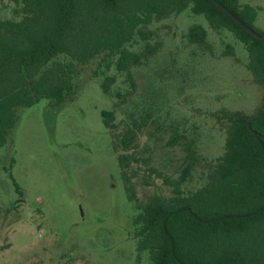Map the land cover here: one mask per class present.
<instances>
[{
	"label": "rangeland",
	"instance_id": "1",
	"mask_svg": "<svg viewBox=\"0 0 264 264\" xmlns=\"http://www.w3.org/2000/svg\"><path fill=\"white\" fill-rule=\"evenodd\" d=\"M239 2L257 9L254 27L264 31V0ZM0 7L3 18H15L10 0H0ZM193 24L208 31L209 47L189 43ZM149 29L162 46L148 63L132 68L136 90L119 105L101 82L115 75L114 93L129 85L114 66L104 73L102 55L80 66L75 94L65 104L44 99L20 111L0 148V264H137L139 256L147 263L148 254L137 249V203L172 195L158 173L149 177L150 169L180 177L186 152L167 145L172 134L177 129L196 144L199 161L183 187L191 193L206 183L208 165L225 153L223 114L257 113L264 90L231 33L211 29L190 11ZM230 45L235 53L225 55ZM104 111H115L112 131L103 123ZM135 121L143 127L129 152L138 163L123 170L119 134ZM127 185L136 202L129 200Z\"/></svg>",
	"mask_w": 264,
	"mask_h": 264
},
{
	"label": "trees",
	"instance_id": "2",
	"mask_svg": "<svg viewBox=\"0 0 264 264\" xmlns=\"http://www.w3.org/2000/svg\"><path fill=\"white\" fill-rule=\"evenodd\" d=\"M10 1L15 18H3L0 7V148L7 144L22 109L44 99L56 107L65 104L75 94L80 66L102 55L104 73L114 66L129 85L130 90L114 93L115 75L101 82L104 94L116 97L119 105L136 90L132 68L148 63L162 46L149 27L186 11L243 44L246 67L264 90V43L209 0ZM216 1L264 37V31L254 27L257 9L239 0ZM207 36L202 25L193 24L186 38L190 44L209 47ZM227 51L225 55H234L235 48L230 45ZM114 112L102 113L111 131L117 128ZM263 116L264 94L255 115L223 114L225 153L208 165L206 183L191 193L183 187L199 161L196 144L175 130L167 145L182 147L185 166L177 180L150 169L149 177L158 173L173 190L170 197L155 194L137 203V249L140 255L148 254L147 263L139 256L137 264H264V119L255 120ZM142 127L136 121L125 124L119 134L123 170L138 163L129 151ZM126 190L129 200L136 202L133 186Z\"/></svg>",
	"mask_w": 264,
	"mask_h": 264
},
{
	"label": "water",
	"instance_id": "3",
	"mask_svg": "<svg viewBox=\"0 0 264 264\" xmlns=\"http://www.w3.org/2000/svg\"><path fill=\"white\" fill-rule=\"evenodd\" d=\"M212 3H214L218 9H220L231 21H233L235 24H237L239 27H241L245 32H247L250 36H252L254 39L264 43V37L257 32H255L252 28L245 25L238 17H236L233 13H231L226 7L221 5L216 0H209ZM264 119L263 117L255 118V120ZM251 122H249L248 126L250 127Z\"/></svg>",
	"mask_w": 264,
	"mask_h": 264
}]
</instances>
